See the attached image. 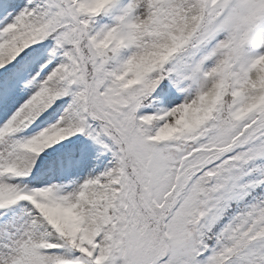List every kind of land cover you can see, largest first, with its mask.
<instances>
[{"label": "snow or ice", "instance_id": "obj_1", "mask_svg": "<svg viewBox=\"0 0 264 264\" xmlns=\"http://www.w3.org/2000/svg\"><path fill=\"white\" fill-rule=\"evenodd\" d=\"M0 264H264V0H0Z\"/></svg>", "mask_w": 264, "mask_h": 264}]
</instances>
